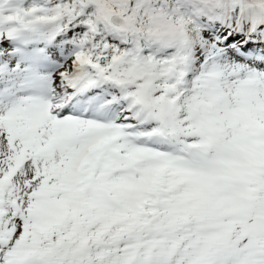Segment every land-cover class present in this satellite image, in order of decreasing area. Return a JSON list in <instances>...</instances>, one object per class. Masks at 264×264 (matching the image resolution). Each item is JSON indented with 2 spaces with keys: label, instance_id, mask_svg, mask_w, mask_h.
<instances>
[{
  "label": "snow or ice",
  "instance_id": "obj_1",
  "mask_svg": "<svg viewBox=\"0 0 264 264\" xmlns=\"http://www.w3.org/2000/svg\"><path fill=\"white\" fill-rule=\"evenodd\" d=\"M0 264H264V0H0Z\"/></svg>",
  "mask_w": 264,
  "mask_h": 264
}]
</instances>
